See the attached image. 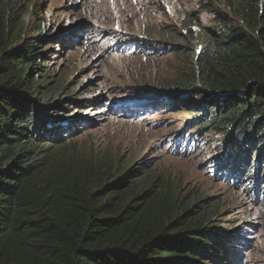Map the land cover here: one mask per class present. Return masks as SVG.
Listing matches in <instances>:
<instances>
[{
    "label": "trees",
    "instance_id": "1",
    "mask_svg": "<svg viewBox=\"0 0 264 264\" xmlns=\"http://www.w3.org/2000/svg\"><path fill=\"white\" fill-rule=\"evenodd\" d=\"M43 2L0 0V264H237L243 241L220 232L209 199L71 147L90 124L66 116L62 86L49 88L51 47L72 41L45 28ZM223 3L197 37L156 33L185 62L155 92L188 113L182 135L217 137V173L251 180L264 208V0Z\"/></svg>",
    "mask_w": 264,
    "mask_h": 264
},
{
    "label": "rangeland",
    "instance_id": "2",
    "mask_svg": "<svg viewBox=\"0 0 264 264\" xmlns=\"http://www.w3.org/2000/svg\"><path fill=\"white\" fill-rule=\"evenodd\" d=\"M43 3L45 28L72 41L71 46L58 48L55 43L51 47L49 88L62 86V99L68 100L64 101L66 116L84 118L90 124L76 128L79 134L71 147L107 152L126 167L144 165L189 195L209 199L220 212V232L243 241L233 246L237 264H264V208L254 200L253 183L242 177L234 184L218 174V153L213 149L217 137L182 135L188 113L184 108H170L167 98L161 100L155 92L174 80L185 62L156 33L188 27L197 37L201 28L212 26V11H224L223 0ZM145 32L153 35L147 37ZM144 93L151 100L141 101L140 106L128 103ZM157 101L161 105L156 107Z\"/></svg>",
    "mask_w": 264,
    "mask_h": 264
}]
</instances>
